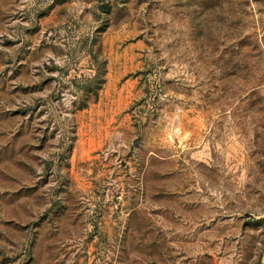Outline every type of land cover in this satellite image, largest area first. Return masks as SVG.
<instances>
[{"label":"rangeland","instance_id":"obj_1","mask_svg":"<svg viewBox=\"0 0 264 264\" xmlns=\"http://www.w3.org/2000/svg\"><path fill=\"white\" fill-rule=\"evenodd\" d=\"M0 264H264V0H0Z\"/></svg>","mask_w":264,"mask_h":264}]
</instances>
